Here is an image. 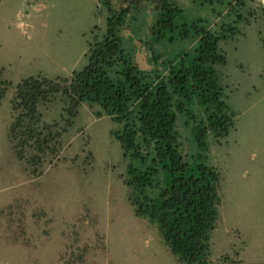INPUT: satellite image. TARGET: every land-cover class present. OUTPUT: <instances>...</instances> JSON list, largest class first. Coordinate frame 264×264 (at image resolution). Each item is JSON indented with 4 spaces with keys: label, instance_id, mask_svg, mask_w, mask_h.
<instances>
[{
    "label": "rangeland",
    "instance_id": "1",
    "mask_svg": "<svg viewBox=\"0 0 264 264\" xmlns=\"http://www.w3.org/2000/svg\"><path fill=\"white\" fill-rule=\"evenodd\" d=\"M172 1L176 27L160 40L150 33L152 7L133 3L124 49L134 55L136 41L163 69L198 44L192 33L177 36L184 25L199 22L220 37L226 63L215 69L234 126L224 137L206 133L201 147L206 112L194 101L178 129L188 162L221 176L210 260L264 264V0ZM109 17L103 0H0V264H181L158 224L135 214L124 183L131 160L114 135L123 124L98 115L99 105L83 102L72 117L62 95L38 104L41 126L59 124L57 155L31 163L33 151L22 159L9 140L14 87L82 70Z\"/></svg>",
    "mask_w": 264,
    "mask_h": 264
},
{
    "label": "trees",
    "instance_id": "2",
    "mask_svg": "<svg viewBox=\"0 0 264 264\" xmlns=\"http://www.w3.org/2000/svg\"><path fill=\"white\" fill-rule=\"evenodd\" d=\"M103 1L110 11L108 31L89 49L88 63L82 70L63 80L30 77L14 87L10 143L22 159L33 151L31 163L48 153L57 155L59 124L41 126L38 104L62 95L69 101L72 117L83 102L99 105L98 115L106 113L123 124L114 135L131 160L124 183L135 214L158 224L179 263L233 264L227 257L210 260L211 233L220 219L222 204L220 173L203 163L192 166L188 162L178 129L179 115L194 101L206 112L205 125L198 134L201 147H205L206 133L224 137L234 126V114L223 99L215 69L216 64L226 63L220 37L199 22L184 25L177 36L185 39L192 33L198 38L193 53L163 69L157 63L150 70L143 69L123 46L133 3L145 2L152 7L150 33L156 40L175 29L174 19L180 10L172 0H129V6ZM6 90L7 85L0 88V97Z\"/></svg>",
    "mask_w": 264,
    "mask_h": 264
},
{
    "label": "crops",
    "instance_id": "3",
    "mask_svg": "<svg viewBox=\"0 0 264 264\" xmlns=\"http://www.w3.org/2000/svg\"><path fill=\"white\" fill-rule=\"evenodd\" d=\"M134 46L136 47V50H135V53H134V58L138 62V64L140 65V67H142L143 69H147V70H150V69L154 68L156 62L149 55H146L143 50H142L143 52H142V55H141V52L139 50L140 47L136 43V41L134 42ZM146 46L147 45L144 44V48H146ZM141 56H143L144 59H142ZM140 60L142 61V64L140 63Z\"/></svg>",
    "mask_w": 264,
    "mask_h": 264
}]
</instances>
